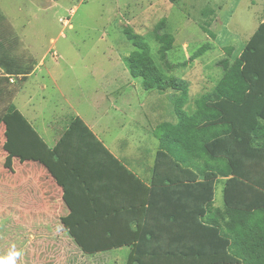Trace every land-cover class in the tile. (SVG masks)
Listing matches in <instances>:
<instances>
[{
    "label": "trees",
    "instance_id": "obj_1",
    "mask_svg": "<svg viewBox=\"0 0 264 264\" xmlns=\"http://www.w3.org/2000/svg\"><path fill=\"white\" fill-rule=\"evenodd\" d=\"M261 32L264 20L246 50ZM124 33L136 48L127 59L130 75L140 77L145 90H170L177 121L161 122L154 130L158 148L147 188L146 228L126 234L89 232L75 229L62 217L66 234L89 255L121 247L91 244L102 235L132 243L126 264H264V91L255 87L264 81V70L235 66L242 56L230 66L227 59L217 61L222 76L187 111L189 83L158 66L142 35L130 28ZM153 37L164 69L173 70L176 66L167 60V52L174 37L166 30L165 19L154 25ZM209 48L205 43L190 61ZM0 123L6 162L18 158L48 165L42 155L46 145L14 105L8 106ZM78 127L94 139L77 116L64 136ZM220 181L221 209L213 205Z\"/></svg>",
    "mask_w": 264,
    "mask_h": 264
},
{
    "label": "crops",
    "instance_id": "obj_2",
    "mask_svg": "<svg viewBox=\"0 0 264 264\" xmlns=\"http://www.w3.org/2000/svg\"><path fill=\"white\" fill-rule=\"evenodd\" d=\"M258 2L261 4L251 1L246 16L241 17L251 26L249 35L243 41H231L234 34L238 36L236 33L222 35L221 42L224 44L219 46L218 61L227 59L230 66L242 56L241 63L237 62L235 66H251V72L255 69L264 70V32L245 49L264 20V0ZM0 37H3V33ZM228 39L231 40L227 44L225 42ZM7 40L0 39V56L3 58H0V117L8 106L14 105L48 148L42 149L48 165L37 161H20L18 158L6 162L7 153L2 147L4 139L0 137V198L10 199L11 215H17V222L23 215L32 216L27 226L28 231L32 232L49 229L53 220H57L56 230L65 232L60 223L62 217L74 223L75 229L89 232L126 234L145 229L143 215L147 206V188L151 187L158 148V139L154 135L156 127L152 130L155 140H152V146L148 141L126 142L123 137L114 136L113 112L116 101L114 89H109L113 77L109 80L108 72L101 74L103 81L94 80L90 85L76 82L66 90L54 79L55 68L45 66L42 57L38 59L26 48H18L16 38L9 37ZM63 67L62 71L74 66ZM51 81L63 98L60 107L55 109L49 104ZM217 81L214 79L209 87L212 89ZM61 83L64 85L67 82ZM188 83L190 100L192 85ZM255 87L258 91H264V81L256 82ZM206 88L199 92L192 90L194 98L210 91ZM147 97L151 113L165 116L164 108L168 114L171 113L169 105H165L170 95L159 92ZM160 103L162 113L159 114L160 107L156 108V105ZM74 116L82 120L94 139L79 127L64 136ZM164 121L170 122L162 118L159 123ZM0 128L3 135L2 123ZM5 205L8 207L7 202ZM213 205L220 209L223 205V200L222 205L216 204L215 191ZM32 239L35 240L34 235ZM92 241V245L121 247L89 255L80 251L72 241L81 259L126 264L132 243L120 238L107 239L103 235ZM36 242L40 243L38 245L51 243L46 238Z\"/></svg>",
    "mask_w": 264,
    "mask_h": 264
},
{
    "label": "rangeland",
    "instance_id": "obj_3",
    "mask_svg": "<svg viewBox=\"0 0 264 264\" xmlns=\"http://www.w3.org/2000/svg\"><path fill=\"white\" fill-rule=\"evenodd\" d=\"M251 1L261 4L258 0H0V35L3 33L0 39L16 38L18 48H26L38 59L42 57L45 66L55 68L54 79L66 90L76 82L90 85L94 80L103 81L101 74L108 72L109 80L113 77L109 89H114L116 101L113 135L123 137L126 142L148 141L152 146V140L155 142L152 130L160 119L173 122L176 116L170 99L165 102L170 114L165 108V116L151 113L147 96L159 92L146 91L142 79L130 75L127 59L136 48L124 29L130 28L142 35L158 66L190 82L192 90L199 92L221 76L216 62L219 46L224 44L222 35L236 33L238 36L234 34L230 39L234 43L249 35L250 23L241 17L246 16ZM160 19H165L166 30L174 37L173 46L167 52V60L176 66L171 71L165 70L159 60V45L153 37V27ZM205 43L214 46L190 61ZM62 66L74 67L62 71ZM63 81L67 83L63 85ZM192 90L189 104L185 105L187 111L193 110ZM164 93L173 94L170 90ZM62 101L51 81V108L60 107ZM159 107L160 114L161 103L156 105ZM1 128L0 137L4 139ZM221 185L219 182L215 188L217 205H222ZM9 202V198H0V256H6L15 246L22 254L16 264H106L81 259L67 234L56 230L57 220L45 231H28L32 216L23 215L17 222V215L10 213ZM42 238L51 243L38 245L36 241Z\"/></svg>",
    "mask_w": 264,
    "mask_h": 264
},
{
    "label": "clouds",
    "instance_id": "obj_4",
    "mask_svg": "<svg viewBox=\"0 0 264 264\" xmlns=\"http://www.w3.org/2000/svg\"><path fill=\"white\" fill-rule=\"evenodd\" d=\"M21 255V252L13 246L6 256H0V264H16L17 258Z\"/></svg>",
    "mask_w": 264,
    "mask_h": 264
}]
</instances>
